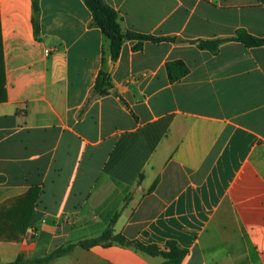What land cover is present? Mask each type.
<instances>
[{
    "label": "crops",
    "instance_id": "1",
    "mask_svg": "<svg viewBox=\"0 0 264 264\" xmlns=\"http://www.w3.org/2000/svg\"><path fill=\"white\" fill-rule=\"evenodd\" d=\"M104 1L123 30L176 39H126L113 60L84 0H39L38 36L33 0H0V205L39 188L0 260L98 235L118 214L115 233L187 248L180 264H264V44L195 41L264 37V0ZM162 261L114 243L49 264Z\"/></svg>",
    "mask_w": 264,
    "mask_h": 264
},
{
    "label": "trees",
    "instance_id": "2",
    "mask_svg": "<svg viewBox=\"0 0 264 264\" xmlns=\"http://www.w3.org/2000/svg\"><path fill=\"white\" fill-rule=\"evenodd\" d=\"M86 5L92 10L94 15V21L99 25L105 35L110 40V51L113 60H116L121 51L123 42L126 39H137L140 42L143 40H175L174 37L167 36H157L153 34L136 32L133 30H123L119 23L118 13L115 8L106 3L104 0H84ZM33 7L35 16L33 18L35 34L38 36L40 34V24H39V0H33ZM236 39L242 41L248 46L264 44V37H259L248 33L244 29H239L235 36L229 38H215V39H198L199 46L202 48H207L214 50L218 45L224 40ZM181 65L183 66V72L186 71L183 62L173 61L167 64L168 70L172 79L177 78V76L172 75L173 66ZM3 74V56L1 48V34H0V77L2 79ZM112 86L111 74L109 71L101 70L99 71L94 92L103 94L108 91ZM156 183L153 184V187ZM39 194L38 186L31 187L25 194L17 196L13 199L8 200L6 203L0 205V240H11L19 241L27 233L30 218L32 215L33 207L37 196ZM118 214H115L108 225L99 233L98 235L86 237L80 239L76 242H67L58 247H55L49 253L40 257H26L23 253H19L17 257L9 262H2L0 264H49L53 260L61 257L70 251H72L77 246L83 248H90L95 245H111L120 244L124 246L132 247L136 250L144 252L152 256H161L163 261L161 264H180L182 259L187 255L189 250L181 246L176 240L168 239L163 244L158 243H143L142 241L129 238L121 232H114V224L117 220ZM35 235H30V239L34 240Z\"/></svg>",
    "mask_w": 264,
    "mask_h": 264
},
{
    "label": "rangeland",
    "instance_id": "3",
    "mask_svg": "<svg viewBox=\"0 0 264 264\" xmlns=\"http://www.w3.org/2000/svg\"><path fill=\"white\" fill-rule=\"evenodd\" d=\"M33 234L36 236L37 232L34 230Z\"/></svg>",
    "mask_w": 264,
    "mask_h": 264
}]
</instances>
